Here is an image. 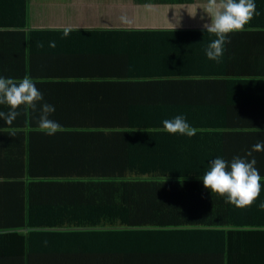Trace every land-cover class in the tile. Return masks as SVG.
Returning a JSON list of instances; mask_svg holds the SVG:
<instances>
[{
    "label": "trees",
    "instance_id": "trees-1",
    "mask_svg": "<svg viewBox=\"0 0 264 264\" xmlns=\"http://www.w3.org/2000/svg\"><path fill=\"white\" fill-rule=\"evenodd\" d=\"M29 2L0 0V50L12 41L24 43L20 34L26 35L17 30L29 26ZM255 5L259 11L260 3ZM263 26L264 18L254 15L244 31L229 34ZM208 34L212 38L206 40ZM99 35L100 48L113 55L106 67L112 70L99 78L114 81H97L94 89L110 96L99 99L104 102L94 115L75 109L65 124L69 128L62 130L64 139L43 140L46 133L34 125L31 158L19 169L21 176L27 173L30 203L37 186L58 187L66 202L54 209L33 204L26 215L20 209L0 211V264H34V241L63 234L79 235L83 241H74L75 256L80 259L81 251H87L88 264H201L208 255L202 246L207 236L224 245L226 226L212 220L224 222L229 206L209 205L216 193L203 186L202 177L212 160L226 161L223 143L233 127L226 118L231 91L264 93V72L256 73V66L235 71L227 59H208L205 49L216 39L208 32ZM226 50L225 44L223 55ZM130 90L137 96H128ZM233 107L240 109L239 102ZM177 115L198 130L194 136L162 130V121ZM18 119L11 125L2 119L0 127H19L24 118ZM25 120L32 127L31 119ZM49 241L59 242L42 243Z\"/></svg>",
    "mask_w": 264,
    "mask_h": 264
},
{
    "label": "crops",
    "instance_id": "crops-1",
    "mask_svg": "<svg viewBox=\"0 0 264 264\" xmlns=\"http://www.w3.org/2000/svg\"><path fill=\"white\" fill-rule=\"evenodd\" d=\"M254 3H260L261 7L259 11L256 7L258 15L255 16L264 18V0H254ZM205 4L206 0H30L29 26L17 30L26 35L24 37L20 34L24 43L18 45L19 41L17 43L12 41L0 50V77L16 81L25 76L30 77L43 94V100L37 103L36 110L25 105L15 109L23 115L17 116V120L24 118L19 127L18 125L12 128L0 127V211L20 209L26 215V209L31 208L33 204L39 207L43 205L42 209H54L66 202L65 192L58 187L37 186L34 191L36 196L30 203L28 179L25 177L27 173L21 176L22 172L19 169L23 165L27 167L28 159L31 158L32 142L29 140V133L39 122L42 104L53 105L55 111L50 114L49 119L58 122L62 129H67L69 127L65 124L75 109H79V112L84 111L87 115L89 113L94 115L99 110V102H104L99 99L104 100L106 96H110L111 92H99L94 89V83L97 81H114L111 78H99V74L112 70L106 67L108 60L113 59L111 53L100 48V41L97 40L101 38L99 34L207 33L203 25L210 23V18L205 12ZM122 16L130 23H122L120 20ZM69 26L72 31L64 37L63 29ZM4 31L7 30H1ZM33 32L41 34L30 37V33ZM204 37L206 40L212 38L209 34ZM227 40L230 42L226 43L227 50L222 58L229 60V63L225 64L232 66L235 71L238 67L243 69L256 66L258 67L256 73L264 72V26L235 35L228 34ZM52 41L55 42V47H49ZM40 44H43V47L38 46ZM105 59L107 62L103 65L101 62ZM120 66L123 68L121 63ZM133 91L136 90L128 91L127 95L137 96V92L134 94ZM114 94L122 95L120 91H114ZM231 94L234 95L229 101L231 115L227 114L226 118L229 124L239 128L230 127L232 132L225 138L223 153L228 162L234 157L247 161L255 158L254 167L261 176V191L255 202L244 208L227 203L226 196L212 194L209 197L210 206H214L216 201L223 206L229 205L224 208L225 217L222 218L225 219L224 222L219 218L212 220L214 223L225 224L226 227L222 230L226 234L224 245L216 244L214 237L207 236V245L202 243V246L207 248L208 255L207 258L204 255L201 264H264V209L259 207L264 203V151H252L255 144L264 143V93L246 90L238 94L233 90ZM237 102L240 109L233 107ZM10 110L7 104H0V112L8 113ZM26 116L28 120L31 119L32 127H28ZM247 123L250 127L246 125ZM71 128L80 129L79 126ZM34 129H39L38 125ZM65 133L58 131L53 135L44 134L42 139L46 141L64 139ZM249 151H252V156H247ZM11 174H17V177H11ZM71 199L73 196L69 202ZM16 220L17 217H10L11 222ZM66 226L61 230L67 229ZM42 240L59 242L49 241L44 244ZM75 240H81L79 235L39 236L32 247L33 263L88 264L87 251L85 253L81 251L80 259L75 256ZM81 246L83 247L82 244ZM186 248L192 247L187 245ZM47 251L60 256L47 255L45 254ZM221 254L226 256H220Z\"/></svg>",
    "mask_w": 264,
    "mask_h": 264
},
{
    "label": "clouds",
    "instance_id": "clouds-1",
    "mask_svg": "<svg viewBox=\"0 0 264 264\" xmlns=\"http://www.w3.org/2000/svg\"><path fill=\"white\" fill-rule=\"evenodd\" d=\"M205 12L210 18V23L204 24L203 27L206 32L216 36V39L205 49V55L208 59L217 62L223 56L224 45L230 42L227 40L228 34L244 31L245 25L254 15H258L254 0H206ZM120 20L124 24L130 23L124 16ZM71 31L70 26L65 27L63 36L67 37ZM38 46L43 47V44ZM49 47H55V42H50ZM42 100L43 94L30 77L25 76L19 81L0 77V104H7L11 109L8 113L0 112V118H3L6 124L11 125L20 114L15 110L20 105L36 110L37 103ZM54 111L55 107L47 103L40 107L38 128L47 135L63 130L58 122L49 119ZM162 124V130L169 134L179 133L192 137L198 131L181 115L165 119ZM252 151H264V143L255 144ZM252 151H249L247 156H252ZM255 164V158L247 161L244 158L234 157L231 162L223 158H215L202 177L203 186L213 193L226 196V202L237 208L249 207L259 197L261 191V176L254 167ZM259 207L264 209V203Z\"/></svg>",
    "mask_w": 264,
    "mask_h": 264
}]
</instances>
